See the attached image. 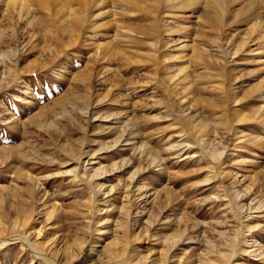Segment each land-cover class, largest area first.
I'll return each instance as SVG.
<instances>
[{"label": "rangeland", "instance_id": "374dc122", "mask_svg": "<svg viewBox=\"0 0 264 264\" xmlns=\"http://www.w3.org/2000/svg\"><path fill=\"white\" fill-rule=\"evenodd\" d=\"M23 235L0 264H264V0H0V236Z\"/></svg>", "mask_w": 264, "mask_h": 264}, {"label": "bare ground", "instance_id": "6f19581e", "mask_svg": "<svg viewBox=\"0 0 264 264\" xmlns=\"http://www.w3.org/2000/svg\"><path fill=\"white\" fill-rule=\"evenodd\" d=\"M23 6V5H22ZM24 10V9H28V7L26 8V6L25 7H21V10ZM239 129L236 131V134H240L243 130L241 129V126L240 127H238ZM91 155V154H90ZM80 162V161H79ZM83 162H87L86 164H88V162H89V158H85V160L83 159L80 163H81V166H82V164H83ZM92 162V161H91ZM94 163H95V161H94ZM85 164V165H86ZM90 164V163H89ZM91 164H93V162L91 163ZM84 165V164H83ZM94 164L93 165H90L89 167H87V168H90V170L91 169H93L94 168ZM84 168H85V166H83ZM80 168H82V167H80ZM103 168H102V166H100V167H97V168H95L94 170H95V174H96V177H99L103 172H101V170H102ZM105 170H106V168H104ZM103 169V170H104ZM85 170V169H84ZM87 170V169H86ZM101 172V174L98 176V174ZM106 172H108V170L106 171ZM84 174V173H83ZM87 174V173H86ZM105 174V173H104ZM89 175H91V174H89ZM88 175V176H89ZM83 176V175H82ZM95 176V175H94ZM84 178V177H83ZM92 178V177H91ZM97 180H98V178H97ZM101 180V179H100ZM79 181H82V180H79ZM96 181V180H95ZM96 183V182H95ZM100 183V182H99ZM98 183V184H99ZM98 184H97V187H93V188H98L99 186H98ZM100 185V184H99ZM100 187H101V185H100ZM104 187V185L102 186V188ZM105 189V188H104ZM100 190V188L96 191V190H94V191H96V194L98 193V191ZM103 190V189H102ZM101 190V191H102ZM105 190H107V189H105ZM108 190H109V188H108ZM101 191H99V192H101ZM236 191H239V190H236ZM235 191V192H236ZM104 192V191H103ZM110 192H111V190H110ZM102 193V192H101ZM108 193V192H107ZM239 193V192H238ZM238 193H236V194H238ZM247 193V192H246ZM234 195V194H233ZM248 195V194H247ZM236 196H240V193H239V195H236ZM243 196V195H242ZM242 198V197H241ZM258 207V206H257ZM54 208V207H53ZM55 209V208H54ZM132 210V209H131ZM97 212V211H96ZM54 213V212H53ZM52 213V214H53ZM130 213H131V211H130ZM132 213H133V211H132ZM131 213V214H132ZM138 214V213H137ZM25 215H26V213H25ZM25 215H23V216H25ZM32 215V214H31ZM128 215H130V214H128ZM133 215V214H132ZM139 215V214H138ZM135 216H137V215H135ZM132 217V216H131ZM137 218V217H136ZM31 219V216H26L25 217V219L23 220V222L22 223H28V221ZM133 219V218H132ZM139 220V219H138ZM19 222V221H18ZM18 222L17 221H15L14 222V227H16L17 225H19L18 224ZM128 222V221H127ZM136 222V221H135ZM130 223V222H129ZM21 225H24V224H21ZM118 225V224H117ZM26 226V225H25ZM24 226V227H25ZM122 226V225H121ZM130 226V225H129ZM133 226H135V225H133ZM22 228V227H21ZM122 228V227H121ZM13 229V228H12ZM43 229V228H42ZM131 229H135V228H131ZM31 231V230H30ZM129 231V230H128ZM131 231V230H130ZM12 232H13V230H12ZM16 232V231H15ZM32 232V234L35 236H41L42 235V232H41V230L39 229V230H37V231H31ZM30 232V233H31ZM121 232V231H120ZM25 233V232H24ZM123 233V232H122ZM29 234V233H28ZM13 235V234H12ZM19 235H21V233L19 234ZM119 236V235H118ZM135 236V235H134ZM41 238V237H40ZM128 233H125V234H123V235H121V237H120V239L122 240V244H121V246H122V248L119 250H117V249H115L114 250V248L112 247L113 246V242H111V243H109V244H106L104 247H103V251L104 252H107V254H109V256H111V257H113L114 259H115V256H118V255H120L121 257L123 256V254L125 255L126 254V256H127V253H125L126 252V250H127V246L130 244L129 242V240H128ZM36 239V238H35ZM119 239V240H120ZM54 240L55 239H53L52 241L54 242ZM18 241H24V242H26V243H28L29 241H30V238L29 237H27V236H0V244H2V245H4V246H8L9 244H12V243H15V242H18ZM35 241H37V240H35ZM52 242V243H53ZM55 242H56V240H55ZM58 242V241H57ZM56 242V243H57ZM115 242V241H114ZM117 242V241H116ZM119 242V241H118ZM121 242V241H120ZM30 243V242H29ZM36 243V242H35ZM39 243V242H38ZM44 243H46V242H44ZM51 243V242H50ZM246 243V248L244 249V251L246 252V253H248V254H250V255H252V256H257L258 254H260V253H263V251H262V249H259V248H257L256 246H254L255 244H254V242H245ZM31 245H32V242L30 243ZM257 244V243H256ZM41 244H39L38 246H39V248L41 247L40 246ZM47 245H48V243H47ZM56 245V244H55ZM116 245V244H115ZM35 247H36V249H37V253L38 254H41V251H38V247L36 246V245H34ZM46 246V245H45ZM49 246V245H48ZM51 246V245H50ZM93 246V245H92ZM120 246V245H119ZM130 247V246H129ZM256 247V248H255ZM50 248H53V247H50ZM42 249V248H41ZM46 249V248H45ZM82 249V248H81ZM94 249V248H93ZM60 251V250H59ZM222 253V252H221ZM216 254V253H215ZM43 254H41V256H42ZM58 255V254H57ZM56 255V256H57ZM64 255V254H63ZM219 255H222V259L223 258H225V256H227L228 254L226 253V252H223L222 254H219ZM247 255V254H246ZM108 256V255H107ZM218 256V255H217ZM230 256V255H229ZM43 257H45V256H43ZM63 257V256H62ZM124 257V256H123ZM46 258H48V257H46ZM218 258H219V256H218ZM52 259V258H51ZM110 259V258H109ZM108 259V260H109ZM216 259V258H215ZM221 259V258H220ZM62 260V259H61ZM112 260V259H111ZM111 260H109V261H111ZM208 260V259H207ZM206 260V261H207ZM218 260V259H217ZM52 261V260H51ZM54 261V260H53ZM113 261V260H112ZM116 261V260H115ZM142 261V260H141ZM55 262V261H54ZM128 262V261H127ZM151 262V261H150ZM222 261H219V262H216V261H212L211 262V264H222L221 263ZM209 264H210V262H208ZM208 263H206V264H208ZM57 264V263H56ZM145 264H148V262L147 261H145ZM152 264V263H151ZM154 264V263H153Z\"/></svg>", "mask_w": 264, "mask_h": 264}]
</instances>
